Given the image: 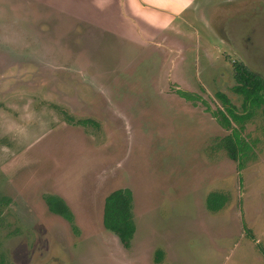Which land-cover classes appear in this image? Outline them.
<instances>
[{"label": "rangeland", "instance_id": "1", "mask_svg": "<svg viewBox=\"0 0 264 264\" xmlns=\"http://www.w3.org/2000/svg\"><path fill=\"white\" fill-rule=\"evenodd\" d=\"M93 2L124 36L85 0H0V264H264V108L230 89L233 62L264 86V0ZM217 92L251 111L241 160L204 109ZM119 188L127 247L101 222Z\"/></svg>", "mask_w": 264, "mask_h": 264}, {"label": "trees", "instance_id": "2", "mask_svg": "<svg viewBox=\"0 0 264 264\" xmlns=\"http://www.w3.org/2000/svg\"><path fill=\"white\" fill-rule=\"evenodd\" d=\"M232 64L234 84L230 89L233 93L242 96V107L247 109L263 106L264 108V86L261 77L244 67L241 63L233 62ZM174 92L183 99L192 100V103L194 99H199L198 96L180 89H175ZM215 97L219 99L222 108L216 107L211 110L204 102L202 103L205 105V111L214 118L220 127L231 129L233 128L232 122L242 123L244 119H248L251 116L249 109L245 114H236L233 105L229 103L228 98L223 93L217 92ZM220 143L226 149L230 159L236 160L238 157L241 160L244 154V146L241 145L240 138L234 129H231L228 135L223 136ZM237 165L238 167L241 165L240 161H238ZM223 196V194L217 192L208 194L205 198V206L207 209L217 211L222 207L225 201V196ZM44 199L49 211L60 215L66 221L72 223L71 213L61 198L54 195H46ZM130 207L131 194L129 189L119 188L111 191L104 197L101 211L103 227L111 231L124 247H127L129 244V240L134 231ZM155 254L156 261H158L160 252L157 251Z\"/></svg>", "mask_w": 264, "mask_h": 264}, {"label": "crops", "instance_id": "3", "mask_svg": "<svg viewBox=\"0 0 264 264\" xmlns=\"http://www.w3.org/2000/svg\"><path fill=\"white\" fill-rule=\"evenodd\" d=\"M85 1L88 2V4L91 6V8L93 10H95V14L100 18V22L102 24H103L104 21L107 22V26H105L103 29L109 31L112 34L119 35V36H124L126 34V33H124L125 32V29L122 28V26L120 24H112L110 22V17L108 15L98 13V9H97L95 3L93 2V0H85ZM165 2L166 3H170L171 0H165ZM167 9L168 8H164L161 12L163 14L168 15L169 13L166 11ZM166 19H167V21H169V18L166 17ZM162 24L164 25V23H162Z\"/></svg>", "mask_w": 264, "mask_h": 264}]
</instances>
